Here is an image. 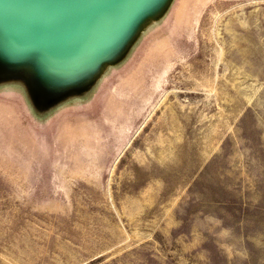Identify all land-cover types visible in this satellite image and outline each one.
I'll list each match as a JSON object with an SVG mask.
<instances>
[{
    "label": "rangeland",
    "instance_id": "374dc122",
    "mask_svg": "<svg viewBox=\"0 0 264 264\" xmlns=\"http://www.w3.org/2000/svg\"><path fill=\"white\" fill-rule=\"evenodd\" d=\"M47 46L0 15V264H264V0Z\"/></svg>",
    "mask_w": 264,
    "mask_h": 264
},
{
    "label": "water",
    "instance_id": "95a60500",
    "mask_svg": "<svg viewBox=\"0 0 264 264\" xmlns=\"http://www.w3.org/2000/svg\"><path fill=\"white\" fill-rule=\"evenodd\" d=\"M141 0H0L17 33L29 43H54L75 51L124 21ZM10 12H9V11Z\"/></svg>",
    "mask_w": 264,
    "mask_h": 264
},
{
    "label": "bare ground",
    "instance_id": "6f19581e",
    "mask_svg": "<svg viewBox=\"0 0 264 264\" xmlns=\"http://www.w3.org/2000/svg\"><path fill=\"white\" fill-rule=\"evenodd\" d=\"M4 8H5V9H8V8L5 7V5H4L2 2H0V9H2L3 11H6ZM2 10H0V12H1ZM8 11H9V10H8ZM9 12H10V11H9ZM43 45H44L45 47L48 48V46H47L48 43L44 42Z\"/></svg>",
    "mask_w": 264,
    "mask_h": 264
}]
</instances>
